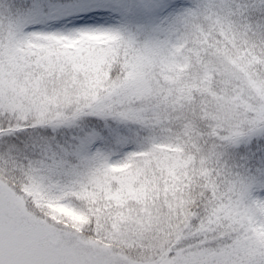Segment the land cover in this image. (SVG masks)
<instances>
[{"label": "snow or ice", "instance_id": "1", "mask_svg": "<svg viewBox=\"0 0 264 264\" xmlns=\"http://www.w3.org/2000/svg\"><path fill=\"white\" fill-rule=\"evenodd\" d=\"M0 264H264V0H0Z\"/></svg>", "mask_w": 264, "mask_h": 264}]
</instances>
